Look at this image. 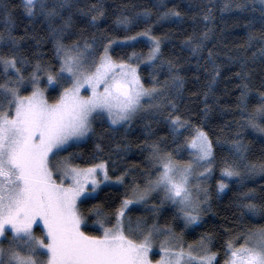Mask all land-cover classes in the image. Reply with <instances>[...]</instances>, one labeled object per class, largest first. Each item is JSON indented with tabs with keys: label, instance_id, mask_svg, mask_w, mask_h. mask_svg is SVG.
<instances>
[{
	"label": "snow or ice",
	"instance_id": "1",
	"mask_svg": "<svg viewBox=\"0 0 264 264\" xmlns=\"http://www.w3.org/2000/svg\"><path fill=\"white\" fill-rule=\"evenodd\" d=\"M74 4L89 28L109 15L104 0L85 7H79L78 0H20L19 4L0 0V264H219L213 233H201L188 242L184 230L199 227L205 210H210V181L217 166V194L229 188V181L236 183L244 189L235 201L240 219L245 215L264 218V192L246 188L252 177L264 179V159L250 160L249 144L243 139L248 129L264 134V91L256 90L259 103L249 107L254 94L251 81L257 71L250 65L257 61L264 65V0H200L196 5L198 11L190 16L192 30L184 35L181 52L186 50L185 62L194 61L196 71L202 70L206 77L201 83V77L193 74L203 89L190 93L198 100L202 94L204 107L198 109L199 116L187 105L183 110L180 107L188 99L183 73L189 69L181 56L164 55L163 45L171 42L169 34L153 32V26L161 22L183 24L189 12L179 4L168 7L167 0H152L150 6L120 4L113 31L122 29L131 35L113 36L99 29L98 35H85L81 30L77 39L66 43L73 34L69 10ZM192 7L187 5L189 11ZM18 9L30 22L38 18L46 22L59 67L30 59L43 52L25 54L29 33L26 26L25 35L16 34ZM217 11L247 15V38L237 51L252 50L251 56H228L230 65H239L232 73L240 81L235 85L239 118L232 121L237 129L231 134L234 138L225 141L219 135L213 139L206 130L212 111L208 100L218 103L214 86L224 67L217 63L221 54L215 45L208 46L216 39ZM198 22L203 23V31L197 30ZM141 24L144 27L139 31H132ZM136 44L147 51H137ZM116 48L132 50L114 56ZM142 65L150 68V83L141 75ZM259 71L264 88V67ZM25 87L31 91L21 94ZM49 89L56 92L52 99ZM136 119L145 121L149 136H155L153 121L167 128L164 135L141 142L147 151L146 167L128 165L120 170L119 151H127L130 144L117 143L105 153L104 144L96 143L87 157L81 152L59 155L91 138L96 122L108 124L110 139L112 130L124 127L127 132ZM216 147L227 148L219 160ZM184 152L189 158L181 161L177 157ZM79 159L85 163H78ZM103 187L124 191L93 204L88 213L95 219L89 225L81 204L96 199ZM165 205L175 209L173 220L183 223L180 232L173 224L159 223ZM137 206H143L146 215L133 219L130 213ZM91 226L96 227L95 233L85 230ZM35 227L41 229L39 235ZM156 247L159 258L153 260ZM222 248L223 264H264V225L240 226V231L223 240Z\"/></svg>",
	"mask_w": 264,
	"mask_h": 264
},
{
	"label": "trees",
	"instance_id": "2",
	"mask_svg": "<svg viewBox=\"0 0 264 264\" xmlns=\"http://www.w3.org/2000/svg\"><path fill=\"white\" fill-rule=\"evenodd\" d=\"M13 4H19L20 0H11ZM95 0H78L79 7H85L87 4L93 3ZM140 4L144 6H150L152 4V0H104L105 8L107 9L109 15L101 18V20L97 23L95 27L89 28L85 23H82L81 16L76 12V4H74L73 8L69 11L73 13L74 25L70 30L73 34L68 36L66 43H71L72 40L78 38L81 30H84V34H92L97 32V29L104 32L105 34L111 33L113 36H123L125 34L131 35L132 33H125L122 29L118 31H113L112 22L115 19V14L117 12L116 6L120 4ZM200 3V0H167V6L171 7L173 4H179L181 6V10L185 12H189V17H186L185 22L183 24L177 25L173 22H161L159 24H155L153 26V32L156 35H162L164 33H168L170 37V41H166L163 45L164 55L166 57L173 56H181V63L185 65L186 69L183 74L187 77L185 84V92L184 96L188 99L184 101L180 105L183 110L187 105L190 107L197 116L200 115L198 109H203L204 105L201 102L203 97L201 94L200 99H195L190 97V93L196 92L199 88L201 93L203 89L199 87L193 79V74L199 75L201 77V83L206 79L203 76L202 70L200 72L196 71L195 62L186 63V58L189 56V53L184 50L181 52V41L184 38V35H187L192 30V21L190 16L193 13L198 11L196 5ZM188 4H192L193 7L189 11L187 8ZM160 11H164L163 8ZM129 14V13H125ZM67 15V11L65 12ZM17 16V26H16V34L17 35H25V27L27 26L29 36L24 42V50L26 55H30V53H38L43 52L45 55L40 57H32L30 55V59L39 58L45 63H51L55 67H59L58 62L53 56L52 52V42L51 38L48 35V28L46 22H42V18H38L33 21H29L26 15L22 13V9H18L16 11ZM86 19V18H85ZM155 19V16H153ZM247 19L246 14H241L238 11L225 12L220 13L217 11L216 13V21H215V36L216 39L212 40L208 46L213 47L215 45V50L221 54L218 58L217 63L223 65L221 69V77L218 80L217 84L214 86V93L216 98H218V103H216L213 99H209L208 103L212 105V111L209 113V119L207 121L206 130H209L210 135L215 139V136L219 135L222 141L231 140L234 138L231 134L237 131L236 126L232 124L234 119L239 118V113L236 111V98L239 95V90L235 87L238 83H240L239 79L232 75L239 70V65H230L228 62V56H237V55H246L251 56V51L244 52L243 50L237 51V47L243 45L246 40V32L247 29L244 27V20ZM3 23L0 21V29H2ZM144 27L143 24L138 25L132 29L133 32L139 31L140 28ZM198 31H203V23L198 22L197 25ZM40 41V45L37 46V41ZM175 45V48H173ZM135 48L137 51H140L142 48L146 52L147 49L142 44H136ZM103 49L100 48L99 51ZM131 48L120 49L116 48L113 51V55L117 56L122 51L128 52L131 51ZM4 52H7V49H4ZM250 67H254L257 69L253 74V79L251 81V87L253 89V96L249 100V107H254L257 103H259L258 98L255 96V92L257 89L260 91H264V88L260 87L261 84V73L259 69L264 67L261 65L259 61L255 65H250ZM31 71V68L28 69ZM141 75L145 79V83H150L148 80V73L150 68L141 66L140 68ZM27 75V73H25ZM11 75V73H9ZM163 79V76L160 77ZM43 86V85H42ZM30 87H25L22 90L21 94H27L30 92ZM49 98L52 99L55 97L56 92L49 89ZM198 106V108H197ZM231 109V111H229ZM145 121L143 119H136L131 126H128L127 132H125L124 127H120L114 129L109 135H106L108 130V124H101L99 122L95 123V132L91 134V138H87L85 141L81 142L78 146H73L67 149L66 152L62 154L65 156L68 152H81L84 157H87L94 149L96 143H103L105 146V153L113 151L115 145L117 143L121 144H130V148L127 151L120 150L119 157L120 160V170L123 171L125 167L128 165H138L140 168L146 167L144 163V158L147 156V151L143 149L142 141L146 139H155L158 136L164 135L167 132V128L162 124H158L153 121L151 127L155 131V136H149L148 130L144 127ZM196 123H200V120L197 119ZM264 134L257 133L252 129H248L243 136L245 143L249 144V159L252 161H257L264 159V140L261 139V136ZM99 136H104L103 140L98 139ZM170 139V138H169ZM216 155L219 160L222 156L227 154V148L221 149L220 147H216ZM187 152H184L182 155H187ZM180 155V156H182ZM178 156V157H180ZM177 157V158H178ZM107 158V157H105ZM112 159H116V156L113 155ZM78 163L84 164V159H79ZM90 162V161H89ZM219 166H217V170L214 172V178L210 182L212 184V199H211V208L205 210V214L203 220L199 227L189 228L184 230V240L191 242L196 240L201 233L211 232L215 235L216 240L214 242V251H218L219 255V264L223 263L225 259L223 254L222 243L223 240L227 239L228 236L235 235L238 231H240V226L245 228H253L259 225H264V218L259 216L253 218L250 215H245L243 219H240L238 215V209L235 207V201L238 193L243 191L237 186L236 183L229 181V188L225 189L223 192L217 194L215 181L220 179V173L218 170ZM118 174V173H115ZM139 176V172L133 173ZM130 180V178H129ZM261 185H264V179H261L258 175L251 178L250 181L246 183V188H256L258 193L264 192V189H261ZM124 191L123 188L120 189H109L108 187H103V190L100 191L96 199H87L81 204V209L84 211L85 215L89 216L88 223L92 224V221L95 219L94 216H91L88 213V209L98 202H103L106 199L117 196L118 194H122ZM260 202V201H257ZM175 213V209L172 208L171 205H165L164 210L161 212L159 216L160 224H173L175 230L180 232L183 228V223L179 220H173V216ZM133 219L139 215H146L143 211V206L133 207L130 213ZM224 229H230L231 233H227ZM90 233L96 232V227L91 226L85 229ZM36 234H40L41 229L39 227H35ZM243 243V241H240Z\"/></svg>",
	"mask_w": 264,
	"mask_h": 264
},
{
	"label": "rangeland",
	"instance_id": "3",
	"mask_svg": "<svg viewBox=\"0 0 264 264\" xmlns=\"http://www.w3.org/2000/svg\"><path fill=\"white\" fill-rule=\"evenodd\" d=\"M87 139V138H86ZM85 139V140H86ZM84 140V141H85ZM83 142V141H82ZM63 153V152H62ZM62 153H60L59 155L60 156H64ZM189 158V156H188V154L187 155H182V156H180V157H178V159H180L181 161H185V160H187ZM212 181V180H211ZM210 181V182H211ZM38 235V234H37ZM152 259L153 260H155V259H158L159 258V248L158 247H156V248H154L153 249V252H152ZM223 264V263H222Z\"/></svg>",
	"mask_w": 264,
	"mask_h": 264
}]
</instances>
